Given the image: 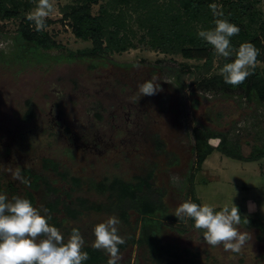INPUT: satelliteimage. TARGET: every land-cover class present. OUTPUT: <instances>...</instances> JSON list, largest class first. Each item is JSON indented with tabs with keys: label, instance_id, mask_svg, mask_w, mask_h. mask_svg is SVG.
I'll use <instances>...</instances> for the list:
<instances>
[{
	"label": "rangeland",
	"instance_id": "obj_1",
	"mask_svg": "<svg viewBox=\"0 0 264 264\" xmlns=\"http://www.w3.org/2000/svg\"><path fill=\"white\" fill-rule=\"evenodd\" d=\"M36 3L32 0L30 11ZM52 3L55 11L47 18L51 23L45 30L60 47L42 50L46 56L21 53L23 57H17L21 19H0V44L4 45L0 48V194L9 200L13 196L27 198L29 188L20 180L9 190L5 183L14 180L11 172L30 167L44 175L33 206L47 215L41 206L46 208L59 195L70 204H76L78 197L105 200L91 189L92 180L116 176L131 180L152 172L153 183L164 192L166 208L154 216L161 224L158 233L163 242L197 254L198 264H264V236L243 218H264V156L245 161L214 150L200 169L193 164L195 128L225 133L240 145L244 155L263 146L264 102L249 100L243 96L244 90L237 88L226 92L204 89L200 83L221 74L223 57L216 55L212 67L207 68L204 61L186 59L178 52L163 53L147 42L138 22L132 24L135 37L126 51L75 58L81 50L91 48L92 42L77 38L62 21V8L72 0ZM252 4L264 18V0ZM217 5L219 9L220 3ZM98 9L99 5H94L92 12ZM255 67L264 73V62ZM149 79L159 90L141 97L138 85ZM30 109L33 114L25 119ZM97 137L103 147L84 153L85 139L95 138L92 141L96 142ZM158 141L163 146L158 148ZM219 141L211 140L213 145ZM7 147L10 155L3 154ZM44 158L55 161L58 171L49 168L50 162ZM61 173L80 177V188L63 180ZM49 185L61 191H52ZM192 186L200 205L208 204L214 211L224 205L238 207L241 223L236 227L248 236L239 252L208 245L203 230L195 229L192 219L179 220L174 215L181 203L193 200ZM55 215L61 220L64 216ZM110 216L116 215L88 212L79 219L64 220L57 228L65 241L76 228L91 244L94 226ZM142 224L143 218L136 212H131L129 224L121 221L118 234L130 243L119 252L118 264H154L148 251L131 241L132 236L138 239Z\"/></svg>",
	"mask_w": 264,
	"mask_h": 264
},
{
	"label": "trees",
	"instance_id": "obj_2",
	"mask_svg": "<svg viewBox=\"0 0 264 264\" xmlns=\"http://www.w3.org/2000/svg\"><path fill=\"white\" fill-rule=\"evenodd\" d=\"M253 1L258 0H72V3L62 8V21L72 28L77 38L91 41L92 47L80 51L75 58L103 57L112 53H121L133 46L135 30L132 27L138 22L139 28L145 30L146 39L151 46L156 47L163 53H180L186 59L204 61V67L211 68L216 56L214 49L198 36L201 30H212L216 19H225L239 27L240 32L230 38V46L233 49L229 58H222L219 69L225 63L235 59L236 50L243 43H252L258 49L257 62H264V18L261 13L254 10ZM220 3L218 11L223 16H214L209 8L210 4ZM99 5L97 13L92 12V7ZM32 0H0V19L20 18L19 33L16 37L15 55L22 58L21 53H41L42 50L60 47L48 31L37 32L32 22L26 19L25 14L32 8ZM136 15V16H135ZM51 23L46 19V26ZM145 36L144 39H145ZM80 56V57H79ZM70 57H74L70 53ZM190 71V69H188ZM250 75L238 86L228 85L224 82L222 74L214 75L205 79L200 85L207 90L224 91L240 89L244 90L243 96L259 103L264 102V73L256 67L250 69ZM185 72V71H183ZM180 77V73L178 74ZM32 110L26 112L25 119L32 116ZM193 153V164L197 169L201 168L204 160L214 151L218 150L226 156L245 161L256 160L264 156V145L256 146L249 154L244 155L240 145L227 138L223 132L195 128ZM219 139L217 145L211 140ZM163 146L160 141L157 147ZM50 165L57 172V163L51 159ZM29 176L30 172L28 170ZM32 175V174H31ZM63 180L80 188L82 179L80 177L60 174ZM34 188L39 187V175H34ZM43 179V178H42ZM153 173L146 176L137 175L131 180H125L119 176L105 178L103 180H92L91 189L105 196V200L94 201L85 197H78L73 204L67 203L61 196L48 202L47 215L51 219V226L59 227L66 219H79L88 212L111 213L119 216L124 224L130 223L131 212H136L143 218V224L138 239L132 236L134 242L144 247L154 264H198L197 254L190 253L189 249H182L173 243L163 242L160 234V223L154 216L165 210L163 201L164 192L153 183ZM47 184L49 182H46ZM52 191L60 192V188H51ZM2 187L0 186V191ZM68 195L70 192L65 191ZM192 202L199 204L192 186ZM27 198L34 205V194L28 190ZM75 204V206H74ZM62 213V220L55 214ZM164 213V212H163ZM166 217L165 214L162 215ZM170 218V215L167 217ZM253 226L260 230V237L264 236V218L244 217ZM176 217H173V220ZM119 245V252L125 250L130 241ZM89 242H85L82 251L89 254V259L84 264H108L109 256L103 250H96Z\"/></svg>",
	"mask_w": 264,
	"mask_h": 264
},
{
	"label": "clouds",
	"instance_id": "obj_3",
	"mask_svg": "<svg viewBox=\"0 0 264 264\" xmlns=\"http://www.w3.org/2000/svg\"><path fill=\"white\" fill-rule=\"evenodd\" d=\"M209 8L214 16H223L217 4H210ZM54 11L52 0H37L35 8L25 16L40 32L46 29V19ZM214 23L212 30H201L198 36L212 46L216 55L229 58L233 51L230 38L238 35L240 29L225 19H216ZM3 47L0 44V48ZM258 54L252 43L241 44L235 59L220 69L224 82L232 86L242 84L253 74L250 69L255 68ZM158 90L152 79L138 85L141 97L155 95ZM11 176L30 186L19 169L11 172ZM172 182L177 183V179L173 178ZM41 207L45 214L48 213L47 208ZM174 215L179 220L192 219L194 228L203 230V239L210 246L223 245L225 251L239 252L248 240L247 234L240 233L236 227L241 223V214L235 205H224L221 210L214 211L208 204L188 200L176 208ZM50 219V215H42L41 209L34 207L28 199L13 196L9 200L6 194H0V264H84L90 257L88 252L82 251L85 240L80 231L73 228L65 241L61 231L49 224ZM120 223L118 217L110 216L93 228L95 240L91 247L103 250L109 256L108 264H118V246L126 242L118 234Z\"/></svg>",
	"mask_w": 264,
	"mask_h": 264
},
{
	"label": "flooded vegetation",
	"instance_id": "obj_4",
	"mask_svg": "<svg viewBox=\"0 0 264 264\" xmlns=\"http://www.w3.org/2000/svg\"><path fill=\"white\" fill-rule=\"evenodd\" d=\"M57 119H58V117H57ZM21 137H25L23 134L21 135ZM95 138H91V139H85V140H87V144L86 145H84V153H86L87 152V150H90V148H92V150L93 149H97L98 147L100 148V146L101 147H103V143H102V141H101V139L99 138L98 139V137H97V141L96 142H94V141H92V140H94ZM96 140V139H95ZM100 141V142H99ZM10 153H11V150H10V147H7L6 148V150L4 151V155H10ZM44 160H45V158H44ZM52 160V159H51ZM48 162H51V161H48ZM51 164V163H50ZM11 166V165H10ZM58 166V165H57ZM46 167H48V165H46ZM49 168H51V169H53V167L52 166H49ZM12 170V169H11ZM28 170H29V172L32 174H30V176H29V173H28ZM9 173H10V171H9ZM20 174H21V176L23 177V178H25V179H27V180H29V182H30V186H28V188L29 189H27L26 188V191H28V190H30L33 194L34 193H36V191H38L39 190V187H40V184H41V180H42V178H43V173H39V172H36V171H34L33 169H31L30 167H26V166H24V167H22L21 168V170H20ZM34 175H39V177H41V179L40 180H38V184H39V187L38 188H34V186H33V183H34V179H35V177H34ZM1 177V176H0ZM17 182V180H13V181H6V183H5V185L7 186V189L9 190L10 188H13V186H14V184Z\"/></svg>",
	"mask_w": 264,
	"mask_h": 264
}]
</instances>
